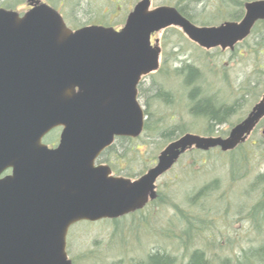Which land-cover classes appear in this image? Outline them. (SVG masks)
<instances>
[{
	"label": "water",
	"instance_id": "95a60500",
	"mask_svg": "<svg viewBox=\"0 0 264 264\" xmlns=\"http://www.w3.org/2000/svg\"><path fill=\"white\" fill-rule=\"evenodd\" d=\"M150 6L140 0L119 31H73L44 5L22 17L0 9V264H72L71 226L142 210L157 197V180L185 152H231L264 117L263 95L225 138L184 134L134 180L95 166L115 138L135 139L143 131L137 87L159 67L153 34L176 27L205 50L232 49L264 21V0L245 3L240 22L213 27L193 25L174 7ZM57 127L59 145L49 150L41 139Z\"/></svg>",
	"mask_w": 264,
	"mask_h": 264
},
{
	"label": "rangeland",
	"instance_id": "374dc122",
	"mask_svg": "<svg viewBox=\"0 0 264 264\" xmlns=\"http://www.w3.org/2000/svg\"><path fill=\"white\" fill-rule=\"evenodd\" d=\"M139 1L51 0V4L59 9L62 2L63 6L60 10L64 13L67 24L70 28L76 29L85 21H101L102 23L109 21L119 26L122 17L125 18ZM219 1L222 0H183V2L180 0H151L150 9L167 5L174 7L175 3L182 6L186 4L187 8L191 9L190 12H187L188 10L186 12L197 20L196 26H202L201 24L216 26L224 21L239 20L243 9L241 5L258 0H238L240 8L233 7V4L232 6L226 4L227 9H223L224 14H221V8L220 10L214 9L215 3ZM154 38L159 40V46L162 48L160 69L146 79L139 102L149 114L147 121L149 120L151 125L156 123L157 127L159 126L158 132L155 133L157 135L151 136L149 131H145L139 138L127 142L126 145L122 143H118L121 147L116 145L119 154L129 161L126 171H116L117 177L126 175L132 177H125L131 180L137 179L141 171L144 172L151 168L159 153L168 145L167 141L165 142L164 138L159 136L161 128L176 124V129L190 130L189 133L209 137L204 134L207 121L189 112L191 102L185 94L189 90L184 86L183 76L187 66L197 70V79L193 82V87L199 88L201 98H210L219 107H234L229 117L213 127L212 137H226L231 129L230 125L244 119L264 93V22L256 24L249 38L239 45L232 55L219 50H202L175 27L159 32ZM155 88H159L162 93H170L173 103L166 104L155 98L151 100L148 93ZM256 131L257 129L243 146L236 150L234 155L236 159L238 158L236 163L241 179L232 181L229 164L230 152L218 158L217 154L220 152L217 149L206 153L199 152L202 156L198 157L197 155L195 157L191 151L183 158L181 157L169 172L157 180L156 190L165 203H160L158 209L156 206L149 205L144 211L142 210L147 221L139 218L131 221L128 219L129 222L123 221L117 229L113 227L112 221L83 222L72 226L66 237L67 253L72 264H129V261L132 264H139L154 245L164 246L171 251L172 244L178 246L179 243L176 244L163 237L165 227L170 220L176 218L175 213L188 208L185 199L189 196L193 197L198 190L212 180H218L220 184V190L217 193L219 197L216 198L219 204L208 206L209 210H212L209 216L214 217L212 218L214 225L211 226L215 233L213 240L215 244L222 247L213 253H208L211 255L212 263L220 264L219 259H225L227 256L231 258L230 253L238 251V247L233 250L229 247V245L235 246V242L244 251H248L249 248L258 250L263 242L264 233L257 234L256 230L251 229L250 226L247 229L248 222L239 218L241 214L244 216L249 207L256 203L258 193L264 189L255 191L251 188L252 185L255 188V177L264 173V138L259 131ZM57 135L56 131L53 136H50L49 141L55 139ZM133 148H138L141 156L134 158ZM244 149L248 150V155L245 154ZM199 157L203 164L194 160ZM242 186H246L250 193V200H246L247 205L243 207L234 202L239 199L235 192L238 190L239 194H242ZM245 196L247 197L246 194L243 195L244 198ZM203 201L207 207L206 201ZM239 207L241 208L240 214H237ZM176 221L175 224L180 228L182 222L177 219ZM131 226L132 228L129 229ZM144 226L147 231L144 230ZM192 226L196 227L195 221L192 222ZM129 230H133V233ZM221 231L223 236H220ZM160 232H163L161 237ZM254 236L257 238L255 241H253ZM193 239L192 244L199 243L195 242L196 240L201 241V238L194 237ZM201 244L199 243L198 246ZM175 250L174 254H177L180 249Z\"/></svg>",
	"mask_w": 264,
	"mask_h": 264
},
{
	"label": "trees",
	"instance_id": "16d2710c",
	"mask_svg": "<svg viewBox=\"0 0 264 264\" xmlns=\"http://www.w3.org/2000/svg\"><path fill=\"white\" fill-rule=\"evenodd\" d=\"M183 2V0H180ZM188 1V0H187ZM194 1V0H192ZM216 6L214 9L220 10L222 9H227L225 5H230L233 7L240 8V2L238 0H222L217 3H215ZM169 6V5H167ZM177 11L188 21H190L192 24H197L195 23L197 20L191 17L187 12H190L191 9L187 5H180L179 3H175L174 6ZM236 8V9H237ZM186 10H188L186 12ZM243 10H241V13ZM202 26H205V24H201ZM184 73V72H183ZM184 86L186 89L189 91L185 93L191 102L189 105V112L191 115L196 116V117H201L204 118L207 121V127L206 131H204V134L206 136H212L214 130L213 127L215 125H219L224 121L227 117L231 115V113L234 111L233 106H217L214 101H212L210 98H201L200 97V91L199 88L193 87V82L197 79V70L191 66H187L185 73H184ZM184 88V89H185ZM184 90V92L186 91ZM150 95L151 100L158 99L162 100V102L168 104V103H173L172 100V95L168 92H161L159 88H155V90L151 91L148 93ZM146 117L149 115L145 111ZM240 122V121H239ZM159 123V122H157ZM237 124V123H236ZM234 124L230 125V128H232ZM159 126L157 127L156 123H153L152 125L149 123V120L145 122L144 124V130L149 131L151 136L157 135L155 133L158 132ZM190 130L184 131V129L178 128L176 129V124L169 125L168 127L161 128V132H159V136L164 138L165 142L170 143L174 141L175 139L179 138L180 136L189 133ZM118 143H125V140H118ZM115 146H112L111 148H114ZM241 147H237L234 151L230 152V158H229V164L231 166V175H232V181H237L240 178V173H238V168H237V159L234 156L236 154V150L240 149ZM113 150V149H111ZM245 150V149H244ZM191 152V151H190ZM187 152V153H190ZM138 148H133L132 149V155L134 158H137L141 156L139 154ZM194 156H202L201 153L197 151H192ZM245 154L248 155V150H245ZM224 154H217L218 158H221ZM228 155V156H229ZM185 155L182 156V158ZM121 158H125L124 156H121ZM243 158V157H241ZM127 159V158H126ZM181 159V158H180ZM199 158H194L195 161H200L201 164L203 162L199 160ZM202 159V158H201ZM180 161V160H179ZM178 161V162H179ZM194 161V162H195ZM129 162V161H128ZM149 163V161H147ZM149 169V168H148ZM147 169V170H148ZM147 170L141 171L139 176L143 175ZM122 171H126L122 170ZM237 173V174H235ZM127 178H132L130 176H126ZM138 176V177H139ZM242 176V174H241ZM255 188L254 185L251 186L252 189L259 190L261 188H264V173L259 174L255 177ZM239 186V185H238ZM237 186V187H238ZM236 187V188H237ZM220 190V184L218 180H212L210 183H208L206 186H203L198 192L193 196V197H188L185 199V201L188 203V208L183 209L177 213H175V221L174 219L170 220V222L167 224L165 227L166 230L164 231L163 237L167 240H170L174 243H179V245H173V249L171 251H168L166 247L164 246H153L150 252L147 253L145 258L139 262V264H213L211 260V255L208 253H213L217 251L218 249L222 248L220 245L215 244L216 242L213 240V237L215 236V233L213 232L211 226L214 225L212 218L213 216H209V213L212 212V210H209L208 206H213L219 204V201H216V198L219 197V194H217ZM237 190V189H236ZM236 197L239 199L234 200V202H237L239 206H244L247 205L246 200H250L249 196L250 193L246 189V186H242V194H239L238 190L235 192ZM246 194L247 197H243V195ZM241 195V196H240ZM223 198V197H221ZM245 200H244V199ZM161 197V195L157 192V197L155 200L150 202L146 207L149 205L151 206H156L157 209L160 205V203H165ZM257 201L256 203L252 206L249 207L247 212H245V215L243 216L242 214L239 216V218L245 219L249 224L247 225V229L254 228L256 230L257 234L264 233V189L261 190L258 195H257ZM166 200V199H165ZM206 201L207 207H205L204 201ZM169 204V203H168ZM228 209V208H227ZM225 209V211L227 210ZM240 207L237 208V214H240ZM144 211V210H143ZM143 211L136 212L134 214L129 215L128 217L121 218L119 220L112 221L113 222V227L115 229L120 228L119 224L122 223L123 221L129 222L128 219L131 220H146L147 217L145 214H143ZM176 219L178 221H181V226L179 228ZM195 221L196 227L192 226V222ZM124 223V224H125ZM148 224V223H147ZM200 225V226H199ZM205 225V226H204ZM132 226L129 228L131 229ZM139 230V229H137ZM144 230L147 231V228L144 226ZM133 230H129V232H132ZM143 232V231H142ZM219 232V230L217 231ZM133 233V232H132ZM159 233V232H158ZM163 232H160V237ZM220 236H223L222 231L220 232ZM256 236V235H255ZM254 236L253 241L257 240V238ZM201 238V241L196 240L195 242L202 243L200 246L199 243L192 244L191 240L194 241L193 238ZM235 239V238H234ZM262 244L258 250H250L252 248H249L248 251L242 250L241 246L237 245V242L234 243L235 246H230L229 247L233 250L235 247H238V251H234L231 254V258L225 257V259L221 258L219 259L220 264H264V239H262ZM216 246V247H215ZM178 248L180 249L177 254H174L175 249ZM218 262V261H217ZM129 264H132L131 261H129Z\"/></svg>",
	"mask_w": 264,
	"mask_h": 264
},
{
	"label": "flooded vegetation",
	"instance_id": "af4514ba",
	"mask_svg": "<svg viewBox=\"0 0 264 264\" xmlns=\"http://www.w3.org/2000/svg\"><path fill=\"white\" fill-rule=\"evenodd\" d=\"M39 4H46L47 6L52 7L55 10H57L61 14V16L63 17L65 23L67 24V22L65 20V17H64V13H62L61 10H60L61 6H63V3L62 2L60 3V8L58 9V8L54 7L51 4V0H0V8L10 9L12 11L17 12L19 15L24 14L25 12H27L28 10H30L32 7L38 6ZM242 8H243L242 9L243 12L240 15V19L237 20V21H229V22H237L238 23V22H240L242 20V18L244 17V13H245L244 12V6L243 5H242ZM128 14L126 15L125 18L122 17V20L120 21V25L119 26H117L115 23H111L109 21L107 23H102L101 21L100 22H87V21H85L81 26H78V28L87 27V26H103V27H110V28H115V29L119 30V29H121L125 25V21H126V18L128 16ZM259 22H264V21H259ZM259 22H257V23H259ZM257 23H255V25L253 26V28L256 26ZM253 28L251 29V32H252ZM251 32H250V34H251ZM250 34H249V36H250ZM155 35H153V37L151 38V44L152 45H154V41H155L154 36ZM249 36L246 39H248ZM246 39H244V40L236 43L233 46L232 49H229V48L221 49L220 47H217V48L209 49V50H219L220 52L230 53L232 55L237 50L238 46L239 45H242L245 42ZM158 45H160V42H159ZM194 45H196V44H194ZM196 46L198 48H200L198 45H196ZM200 49H202V48H200ZM202 50H205V49H202ZM209 50H205V51H209ZM160 51H161L160 52V57H161V54H162V48L161 47H160ZM159 63H160V59H159ZM159 69H160V67H159ZM159 69L156 72L150 73L149 75H147V76H145V77H143L141 79V81H140V83L138 84V87H137V100H138V102L140 101L139 99L143 95L142 86L146 82V79H148L152 75L156 74L159 71ZM263 95H264V93H263ZM139 104L143 108L144 114H145V109H144L143 105L140 102H139ZM146 121H147V117H146L145 122ZM263 124H264V117L257 123L255 129L251 132V134H253V132L257 129L256 132L259 131L260 132V135L263 136V130H264V125ZM56 131L58 132V135L56 136V138L49 141L50 136H53V133H55ZM60 132H61V129L60 128H57V129H54V130L50 131L47 135L44 136V138L42 140V143L48 149H50V150L56 149L57 146L59 145V142H60V135H61ZM249 136L247 137V139L249 138ZM263 138H264V136H263ZM122 139L125 140V143H123L124 145H126L127 142L129 143L131 141L130 138H121V137L115 138L114 141H113V144L109 148H107L106 150H104L99 155V157L96 159V161H95V165L96 166H98V165H106V166H108L110 168L111 173H112L113 176H117L118 175L116 173V171H122V170H125L126 168L129 167L128 160L126 158H121L122 154H119V152H118L119 149L116 146V145H118V142L117 141L118 140H122ZM247 139L245 140V142L247 141ZM243 144H241L240 147L243 146ZM112 146H115V147L114 148H111ZM118 146L121 147L120 145H118ZM111 149H113V150H111Z\"/></svg>",
	"mask_w": 264,
	"mask_h": 264
}]
</instances>
